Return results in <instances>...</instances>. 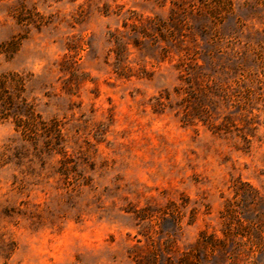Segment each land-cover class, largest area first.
<instances>
[{
    "label": "rangeland",
    "instance_id": "374dc122",
    "mask_svg": "<svg viewBox=\"0 0 264 264\" xmlns=\"http://www.w3.org/2000/svg\"><path fill=\"white\" fill-rule=\"evenodd\" d=\"M0 264H264V0H0Z\"/></svg>",
    "mask_w": 264,
    "mask_h": 264
},
{
    "label": "trees",
    "instance_id": "16d2710c",
    "mask_svg": "<svg viewBox=\"0 0 264 264\" xmlns=\"http://www.w3.org/2000/svg\"><path fill=\"white\" fill-rule=\"evenodd\" d=\"M0 85H1V82H0Z\"/></svg>",
    "mask_w": 264,
    "mask_h": 264
}]
</instances>
